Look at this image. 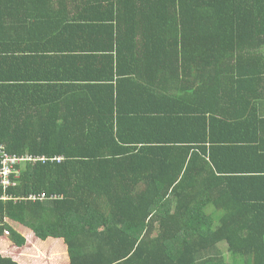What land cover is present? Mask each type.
<instances>
[{
    "label": "trees",
    "instance_id": "trees-1",
    "mask_svg": "<svg viewBox=\"0 0 264 264\" xmlns=\"http://www.w3.org/2000/svg\"><path fill=\"white\" fill-rule=\"evenodd\" d=\"M259 32L264 0H0V146L36 159L0 178V238L62 239L68 264H264V225L211 214L231 122L176 120L264 89Z\"/></svg>",
    "mask_w": 264,
    "mask_h": 264
},
{
    "label": "crops",
    "instance_id": "crops-1",
    "mask_svg": "<svg viewBox=\"0 0 264 264\" xmlns=\"http://www.w3.org/2000/svg\"><path fill=\"white\" fill-rule=\"evenodd\" d=\"M248 33L249 31L243 32L244 35ZM261 34L262 32H259L255 37L248 35L247 39L264 49V35ZM261 55L264 56V53L259 54ZM255 56L256 53L249 58ZM259 68H261L260 64L257 65V69ZM232 70L230 68V71ZM246 92L243 100L220 101L212 97L213 101L205 106L202 104L203 99H199L197 95L193 103L188 102L184 105L189 109L188 113L176 120H227V123L231 122L229 126L215 124L213 131L216 143L212 153V168L217 177L225 178V183L218 184L213 196L215 197L217 190L221 192V189H224L225 197H221L218 193L215 201H212L211 214L214 213V205H217L218 216L226 209L229 211L227 214L230 218L257 220L262 226L264 225V89L260 88V84H254L253 88L249 86ZM249 94L258 96L259 99L250 101ZM163 120H168V118H163ZM245 120H252V124H248ZM245 123L247 126H244ZM11 225L18 227L19 229H15L26 236L27 231L22 229L21 225L12 223ZM257 233L264 234V228L260 227ZM54 240L56 239L49 238L46 241L49 243ZM46 241L38 240L37 242L46 243ZM37 242L33 244L38 246ZM54 244L52 248L54 252L59 250L62 254L67 253V246L62 239H58V242ZM29 245L30 242L27 240V249L33 251V247L30 248ZM221 246L225 247L224 244ZM0 251L13 257L19 263L26 264L21 256L24 250L15 246L10 240L0 238ZM56 254L58 253L53 256L55 257ZM63 259L65 260L64 257Z\"/></svg>",
    "mask_w": 264,
    "mask_h": 264
},
{
    "label": "rangeland",
    "instance_id": "rangeland-1",
    "mask_svg": "<svg viewBox=\"0 0 264 264\" xmlns=\"http://www.w3.org/2000/svg\"><path fill=\"white\" fill-rule=\"evenodd\" d=\"M16 226V225H14ZM14 228H18V227H14ZM24 228V230L27 231L26 237L27 240L30 242V248L31 246L33 247V251H29L27 249V246L22 249L24 250V253H22V260L23 262H25L26 264H68V253L65 252V254L60 253V251H56L54 252L52 250V248L54 247L53 245H55V242H58V240H54L53 242H49L46 241V243H39L37 242L38 240L34 237V234L32 232V230H29L25 227H22V229ZM19 229V228H18ZM9 236H5L4 238L6 240L8 239ZM38 243L40 244H45L43 246H35L33 243ZM222 249H225V247L220 246ZM27 251V252H26ZM34 253V254H31ZM58 253L55 255V257L53 256V254ZM228 254L225 253V257H227ZM63 257L65 258V260L63 259ZM64 260V261H63Z\"/></svg>",
    "mask_w": 264,
    "mask_h": 264
},
{
    "label": "built area",
    "instance_id": "built-area-1",
    "mask_svg": "<svg viewBox=\"0 0 264 264\" xmlns=\"http://www.w3.org/2000/svg\"><path fill=\"white\" fill-rule=\"evenodd\" d=\"M0 155L2 160V170L0 171V178L2 179V184L5 188L10 186L9 178L12 174H16V164L26 160H36L31 158H19L17 156H11L8 154L3 146H0ZM42 159V158H41ZM63 158H58L56 160L61 161ZM55 198V197H52ZM46 199L45 196H40L38 200Z\"/></svg>",
    "mask_w": 264,
    "mask_h": 264
}]
</instances>
